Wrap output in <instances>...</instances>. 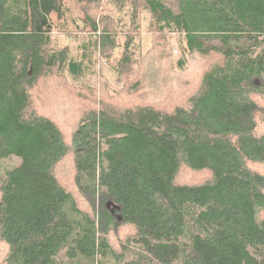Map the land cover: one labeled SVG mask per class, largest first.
Here are the masks:
<instances>
[{
    "label": "trees",
    "instance_id": "16d2710c",
    "mask_svg": "<svg viewBox=\"0 0 264 264\" xmlns=\"http://www.w3.org/2000/svg\"><path fill=\"white\" fill-rule=\"evenodd\" d=\"M107 4L152 35L102 21L113 94L52 48L63 0H0V264H264V0Z\"/></svg>",
    "mask_w": 264,
    "mask_h": 264
},
{
    "label": "rangeland",
    "instance_id": "374dc122",
    "mask_svg": "<svg viewBox=\"0 0 264 264\" xmlns=\"http://www.w3.org/2000/svg\"><path fill=\"white\" fill-rule=\"evenodd\" d=\"M91 1L63 0L66 9L64 19L59 21L56 15L51 16L55 26L52 35V48L54 50L68 48L70 58L84 61L88 72L85 73L83 78L78 80L69 77L72 83L97 86L100 81H103L106 88L113 94L121 86L117 83L118 79L115 71L108 65L110 63L106 64V61L101 57L103 55V57L106 56V59L111 57L114 60V58L119 57L120 52L118 53V49L115 55L114 51L108 53L104 47H101L99 36L103 27L102 21L104 20L105 25L113 22L112 28L113 25H116V31L121 34V44L126 41L127 36L134 38L135 34L136 48L134 49L137 51L136 54H142L152 46L149 14L146 10H139L136 14L135 9L131 5L117 7L113 4H107L94 10L92 9ZM166 1L176 8L177 0ZM90 15L96 16V25L99 28L97 32L93 30V22L87 19V16L89 18ZM170 39L176 49L174 54L179 57L185 48L184 38L173 35ZM64 73H67L66 70H64ZM100 74L102 75L101 78L99 77ZM20 164L21 161L16 158L1 162L0 174L3 175L8 169ZM60 177L63 179L64 175ZM65 178L67 177L65 176Z\"/></svg>",
    "mask_w": 264,
    "mask_h": 264
},
{
    "label": "bare ground",
    "instance_id": "6f19581e",
    "mask_svg": "<svg viewBox=\"0 0 264 264\" xmlns=\"http://www.w3.org/2000/svg\"><path fill=\"white\" fill-rule=\"evenodd\" d=\"M177 65H178V64H177ZM62 155H63V154H62ZM65 155H66V154H65ZM67 158L69 159V157H67ZM62 159H63V158H62ZM68 159H67V160H68ZM63 160H65V159H63ZM60 161H61V160H60ZM81 196H82V195H81Z\"/></svg>",
    "mask_w": 264,
    "mask_h": 264
},
{
    "label": "water",
    "instance_id": "95a60500",
    "mask_svg": "<svg viewBox=\"0 0 264 264\" xmlns=\"http://www.w3.org/2000/svg\"><path fill=\"white\" fill-rule=\"evenodd\" d=\"M108 207H110V205H108Z\"/></svg>",
    "mask_w": 264,
    "mask_h": 264
}]
</instances>
